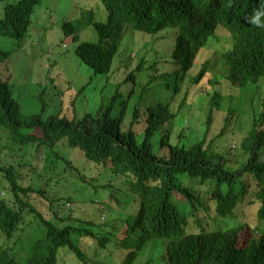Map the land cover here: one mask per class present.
Masks as SVG:
<instances>
[{"label": "trees", "instance_id": "obj_1", "mask_svg": "<svg viewBox=\"0 0 264 264\" xmlns=\"http://www.w3.org/2000/svg\"><path fill=\"white\" fill-rule=\"evenodd\" d=\"M38 1L18 0L10 4L7 13L0 17V35L18 40L26 38ZM100 2L105 19H99L101 11L92 7L83 10L79 18L63 22L61 30L72 43H77L74 53L81 63L92 69V75L80 89H88L97 75H103L99 93L103 95L108 85L114 84V93L108 102L101 100L96 109H89L81 116L73 115L74 110L70 115L60 109L49 112L42 90L37 96L39 110L24 114L13 96L9 76L5 77L0 72V128L5 129L12 143L44 146L51 163L59 165L64 160L69 173L76 172L82 181L90 184L91 178L72 165L70 159H65L56 147L61 141L83 150L89 160L120 175L123 183L116 182L115 187L126 196L130 195L126 187L131 189L136 195H133V201L138 202L137 211L122 238L117 233L121 228L117 226L121 217L120 202L113 194L109 197L114 198L115 207L112 202L107 205H111L115 218L104 228L100 224L93 227L92 221L82 222L80 219L66 222L70 214L66 217L59 215V197L47 200L56 220L47 219L29 200H24L30 193L37 192L43 196L41 190L23 186L13 165H0V173L19 204L16 208L4 199L0 201V231L6 241L19 231L14 246H0V264H58V254L63 247L71 249L76 258L86 264L85 251L78 244L76 235L84 241L90 237L89 242L95 244L94 248H107V243L112 241L114 249L129 248L119 264H135L139 251L145 252V247L153 245L157 248L155 255L151 253L144 264H152L156 257L161 260L160 264H264V226H252L245 220L229 226V221L238 219L239 206L250 192L253 196L249 204L255 208L258 219L264 220V127L260 129L264 124V96L252 99L253 109L260 101L263 109L259 113L253 110L252 126L237 147L245 155V160L232 168L226 165L222 155L213 152V135L209 132L212 121L215 124L218 120L213 115L214 110H219L215 94L211 98L203 137L188 145L173 144L169 120L174 113L170 111L169 103L158 99L149 107L141 105L150 90L149 84L163 76H150L144 85L138 84L140 90L136 93L134 87L138 81L132 72L115 83L110 75L128 29L151 36L173 29L175 50L172 54L182 55L183 72L200 47L219 43L220 47L216 49L224 63L226 78L239 88L256 84L264 79V0ZM90 25L96 31V39L82 40L80 33ZM9 56V51L0 50V62L5 63ZM208 64L209 60L202 63L200 71L193 77L194 81L201 79ZM121 85L129 89H121ZM256 86L259 88L258 84ZM178 89L179 85L175 84L174 91ZM95 91L96 84L92 89ZM231 114L230 109L223 128L228 126ZM127 117L129 120L125 122ZM157 136L158 142H154ZM164 147L168 149L167 154L159 152ZM246 174L255 183L253 190H250V180L246 181ZM190 179H199L201 183L208 181L213 185L211 200L215 202L216 213L223 219V227L208 230L193 219L196 228L191 229L188 217H196L197 205L204 204L200 195H194L187 186ZM180 201L184 204L180 205ZM128 204L131 202L126 203V207ZM26 210L34 212L36 229L40 228L44 236H38L32 246L24 248L16 258L14 252L24 234V228H19V225ZM130 216L129 212L125 220ZM58 223L64 224L58 226Z\"/></svg>", "mask_w": 264, "mask_h": 264}, {"label": "rangeland", "instance_id": "obj_2", "mask_svg": "<svg viewBox=\"0 0 264 264\" xmlns=\"http://www.w3.org/2000/svg\"><path fill=\"white\" fill-rule=\"evenodd\" d=\"M17 1L0 0V17L7 13L10 4ZM92 7L95 11H101L98 14L99 19H105L100 0H39L33 9L32 23L26 38L18 40L12 36L0 35V50L10 52L5 63L0 62V72L5 77L9 76L13 96L20 103L24 114H32L39 110L40 104L37 96L42 90L48 101L49 112H56L60 109L62 113L70 115L74 110L73 115L77 116H81L89 109H96L101 100L108 102L114 93L113 83L108 85L103 95L99 93L101 86L99 83L103 82V75H97L88 89L84 91L80 89L92 75V69L81 63L74 53L77 43H72L70 37L64 36L61 30L63 22L79 18L83 10ZM80 34L82 40L96 39L93 25L88 26ZM219 47L218 43L200 48L191 60L190 66L183 72L182 55L180 53L176 56L172 54L175 48L173 29H169L167 33L160 31L157 35L151 36L131 28L127 30L121 41L110 75L112 82L115 83L118 80H123L132 72L138 81L134 87L136 93L140 90L138 84L144 85L150 76L159 74L163 76L149 84L150 90L144 96L141 105L149 107L155 104L158 99L169 103V109L174 113V116L169 120L171 124L170 140L173 144L188 145L203 137L211 98L215 94L219 110H214L213 115L218 120L215 124L212 121L209 132V134L212 132L213 135V152L222 155L228 167L235 168L245 160V155L237 147H240L241 141L252 126L253 110L259 113L263 109L261 101L253 109L252 99L256 97L261 99L264 96V79L242 88L232 84L226 78L224 63L216 49ZM206 60H209V64L205 73L199 81H193V77L198 74L202 63ZM139 64L140 69L137 70ZM154 67L157 69L154 70ZM95 84L96 91L92 92ZM175 84L179 85L176 92L174 91ZM257 84L259 88L256 86ZM130 85L131 83L127 86ZM124 86L121 85V89H129ZM141 108L142 111H145L143 107ZM230 109L232 111V114L229 115L231 118L228 119V126L223 128L222 126L226 124V113ZM128 120L127 117L125 122ZM140 127L143 128L141 125ZM263 127L264 124L260 129ZM157 139L158 136L154 137V142H158ZM56 148L65 159H70L72 165L78 167L81 173L91 178L90 184L82 181L76 172L69 173L64 160L59 162V165L51 163L48 158L49 152L47 153L44 146L36 147L35 144L12 143L5 129L0 128V165H13L19 173V182L23 186H32L44 194L42 196L37 192L30 193L24 197V200H29L32 206L42 212L45 218L55 221L47 200L59 197L60 200L57 201L60 205L59 215L66 217L67 214H70L66 222H77L80 219L82 222L92 221L93 227L100 224V227L104 228L111 224L114 217L111 205H107L112 202L115 207L114 198L109 197L113 194L119 200L121 210V217L117 223V226L121 228L117 233L118 236L122 235L121 238L124 237L125 230L137 211L138 202L137 200L133 201V195H136L127 187L125 190L130 195L121 194L122 191L115 187L116 182L123 183L120 175L89 160L83 150L70 147L61 141ZM156 149L157 144H155V151ZM159 150L161 154L168 153L166 147ZM262 160L264 161V150ZM245 177L246 181L250 180V190H253L255 188L254 181L249 174H246ZM211 185L208 181L201 183L199 179H190L187 183L194 195H200L204 206H207L205 208L197 205L196 217H188L192 230L196 228L195 221L208 230L224 226L223 219L216 213L215 202L211 200L213 186ZM177 196L182 198V196ZM252 196V192L248 193L244 202L239 206L237 215L239 220L229 221V226L240 223L242 220L252 226L255 224L264 226V220L258 219L255 208L249 204ZM66 198L69 199L66 200ZM1 199L10 205L13 204L16 208L19 207L10 191L8 182L0 173V201ZM128 202L131 204L126 207ZM179 203L180 205L184 204L183 201ZM129 212L131 216L125 220ZM64 223H58V226H62ZM36 225V215L33 211L26 210L24 219L19 225V228H24V234L23 237L20 236L18 245H15L14 256L16 258L24 251V248L32 246L33 241L41 236L42 231L40 228L36 229ZM18 233L19 231H15L13 237L6 241L0 231V246H14ZM75 238L79 239L78 244L85 251L86 264H97L101 261L104 264H119L129 251V248L117 246L114 249L113 241L107 243V248H94L95 244L89 242L90 237L86 239L88 241L82 240L78 235ZM156 249L153 245L145 247V252L140 250L135 264H144L151 253L155 255ZM151 263L160 264L161 260L159 261L156 257L154 260L152 259ZM58 264H84V262L77 259L71 249L63 247L58 254Z\"/></svg>", "mask_w": 264, "mask_h": 264}, {"label": "clouds", "instance_id": "obj_3", "mask_svg": "<svg viewBox=\"0 0 264 264\" xmlns=\"http://www.w3.org/2000/svg\"><path fill=\"white\" fill-rule=\"evenodd\" d=\"M206 47H207V46H206ZM200 48H205V46H204V47L202 46V47H200ZM200 48H199V49H200ZM199 49H198V50H199ZM174 50H175V48H174ZM196 54H197V53H196ZM193 81H194V80H193Z\"/></svg>", "mask_w": 264, "mask_h": 264}]
</instances>
